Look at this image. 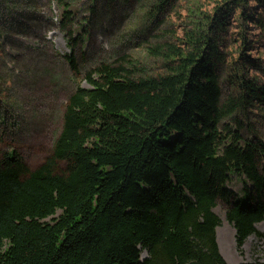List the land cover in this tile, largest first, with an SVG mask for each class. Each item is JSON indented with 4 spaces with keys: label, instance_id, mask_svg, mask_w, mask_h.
I'll return each mask as SVG.
<instances>
[{
    "label": "trees",
    "instance_id": "trees-1",
    "mask_svg": "<svg viewBox=\"0 0 264 264\" xmlns=\"http://www.w3.org/2000/svg\"><path fill=\"white\" fill-rule=\"evenodd\" d=\"M251 2L264 9V0L226 6ZM188 46L168 47V72L157 78L135 82L104 65L90 72L42 166L29 169L15 150L0 159V264H229L219 201L239 248L253 235L264 241V142L220 132L224 116L264 105V84L232 63L239 98L224 115L223 55L202 32ZM64 58L78 73L75 54Z\"/></svg>",
    "mask_w": 264,
    "mask_h": 264
},
{
    "label": "rangeland",
    "instance_id": "rangeland-1",
    "mask_svg": "<svg viewBox=\"0 0 264 264\" xmlns=\"http://www.w3.org/2000/svg\"><path fill=\"white\" fill-rule=\"evenodd\" d=\"M226 1L0 0V159L15 150L29 169L39 168L51 157L68 99L78 86H87V74L104 65L125 69L135 82L164 76L168 47L191 51L189 36L201 32L225 60L219 67L225 115L239 98L232 63L264 84V9L254 2L230 9ZM241 13L249 18L241 19ZM73 53L78 73L64 58ZM230 130L264 142V105H245L224 116L220 132L225 137ZM228 186L242 190L237 180ZM226 211L219 201L218 243L228 248L231 263L264 264V241L253 235L239 248ZM263 228L264 222L257 225Z\"/></svg>",
    "mask_w": 264,
    "mask_h": 264
},
{
    "label": "bare ground",
    "instance_id": "bare-ground-1",
    "mask_svg": "<svg viewBox=\"0 0 264 264\" xmlns=\"http://www.w3.org/2000/svg\"><path fill=\"white\" fill-rule=\"evenodd\" d=\"M258 228H260V227H258ZM261 229V228H260ZM264 229V228H263ZM263 231V230H262ZM234 234H236L235 233V231H234ZM219 244H220V246H221V249H222V252H223V256L225 257V259H227V261L229 262V263H231V258L230 257H228L227 255H226V253L228 252V248H226L225 246H223L222 244H221V242H220V240H219ZM249 245L251 246V243L249 242ZM249 245H246V247H249ZM232 264V263H231Z\"/></svg>",
    "mask_w": 264,
    "mask_h": 264
},
{
    "label": "water",
    "instance_id": "water-1",
    "mask_svg": "<svg viewBox=\"0 0 264 264\" xmlns=\"http://www.w3.org/2000/svg\"><path fill=\"white\" fill-rule=\"evenodd\" d=\"M223 256V255H222ZM191 264H198L197 262H192Z\"/></svg>",
    "mask_w": 264,
    "mask_h": 264
}]
</instances>
